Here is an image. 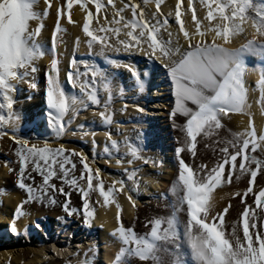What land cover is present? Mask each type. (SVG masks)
I'll return each mask as SVG.
<instances>
[{
    "label": "snow or ice",
    "instance_id": "snow-or-ice-1",
    "mask_svg": "<svg viewBox=\"0 0 264 264\" xmlns=\"http://www.w3.org/2000/svg\"><path fill=\"white\" fill-rule=\"evenodd\" d=\"M75 2L66 0L63 9L56 7L50 47H46L37 37L44 27V19L50 14L51 0H0V113H7L6 116L0 114V137L7 136L10 130L9 138L14 141L18 169L9 167L8 171L14 172L15 186L26 194L21 205L14 210L12 233L18 234L15 219L25 214L22 206L30 203L45 207L60 206L65 215L58 216V222L80 216L82 212V224L91 227L94 213L89 199L98 193L96 203L102 198L105 207L109 203L116 205V227L110 236L119 242L120 248L112 264H126L123 259L126 256L136 257L142 264H264V187L253 191L258 171L264 175V129L257 131L251 113L248 112L250 105L244 80L248 71L245 55L264 59V5H255L252 0H200L207 8L204 18L218 21L214 28L209 29L215 33L211 42L200 38L204 33L200 30V21L195 13L192 16L195 32L190 35L185 30L181 23L180 0H176L175 23L180 25L182 39L179 35L174 37L167 30V18L160 19L158 13L161 0H155L157 12L149 16H145L142 7L128 0L122 8L116 10L114 19L104 21L105 25L111 23L117 27L105 26L99 29L100 32L116 36L123 32L126 39H117L116 45L122 46L125 53L132 55L137 51L143 52L148 61L158 63L170 82L172 103L169 115L173 120L177 116L183 118L179 126L183 137L177 141L182 146L174 149L178 172L170 189L173 199L168 201V212L147 217L144 222L147 231L138 234L134 230L135 217L129 226L121 223V206L117 196L123 190L135 209L136 200L131 194L138 195L140 191L137 179L139 168L126 170L123 174L126 179H113L105 188L101 169L92 167L95 156L89 160L83 151L65 148L63 145L53 147L47 141L43 144L30 143L27 138L17 134L19 115L14 110L13 93L18 90L20 82H29L28 77L38 70L36 60L44 56L46 51L50 56L45 72V98L49 110L47 122L55 130L56 136L65 134L67 126L80 110V105L88 107L87 101L92 105H101L98 99L101 88L108 94V99L103 101V110L97 115L103 125L112 123L109 106L115 87L108 83L111 74L92 64H86L85 71L81 72L82 61L72 59L65 71V79L73 89H79V96L68 95L64 88L65 80L60 78L57 34L65 32L60 19ZM87 3L94 4L97 12L104 7L100 0H81L80 8L85 9ZM108 3L111 4L112 0H108ZM144 3H149V0H144ZM192 7V0H189L188 9L192 10ZM125 9H130V18L123 15ZM90 15H85L82 29L88 38L86 44L89 53L94 44H100L95 55L106 57L105 47L113 48V45L108 43V36H97L90 29ZM32 22L38 23L32 27ZM245 26L251 32L244 37V43L235 48L224 46L230 36L244 34ZM217 37L223 38V44L216 43ZM114 50L120 52L121 47L117 46ZM110 63L128 68L135 80L136 89L139 93L144 92L145 80L149 76L147 71L143 73L142 79L141 73L130 65H121L117 60H111ZM155 67L156 63H153ZM89 72L91 79H88ZM257 84L261 93L257 103L264 106V68L259 69ZM30 86L35 87V83L32 82ZM127 107L125 104L121 111ZM135 110L141 113L145 111L139 104L135 105ZM69 113V118L65 120ZM229 113L247 115V127L243 132L221 137L218 133L224 128L222 119H230ZM9 125L10 129L7 128ZM173 127L175 130V122ZM76 131L82 137L96 135L83 124L77 126L73 135ZM104 135L111 146L104 147L105 153L119 148L122 142L113 140L109 131H105ZM197 137H200V141ZM212 137H216L212 140L216 148L209 162L190 160L189 157L197 155V143L204 142L207 148L206 141ZM92 143L95 146L94 139ZM123 146L127 149V155L132 157L127 161L129 165L139 159H143L145 165L155 163L153 158L142 157L140 148H133L127 143ZM257 149L261 153L260 158L252 154ZM185 150V156L181 157ZM121 159L117 160V164H120ZM245 176L250 177L247 179L246 191L243 195L235 193L240 197L242 210L237 211L236 220L226 225L225 214L230 213L232 206L218 209L210 193L222 184L231 183L233 177L240 181ZM144 183L146 185L147 181ZM74 192L81 201L79 208L73 207L70 202ZM249 194L254 196L256 207L245 202V196ZM154 198H165V194H154ZM32 227L43 231L39 222ZM165 256L170 259L165 260ZM81 264H93V261L85 260Z\"/></svg>",
    "mask_w": 264,
    "mask_h": 264
},
{
    "label": "bare ground",
    "instance_id": "bare-ground-1",
    "mask_svg": "<svg viewBox=\"0 0 264 264\" xmlns=\"http://www.w3.org/2000/svg\"><path fill=\"white\" fill-rule=\"evenodd\" d=\"M123 1L128 2V0ZM51 2L52 7L49 9L50 14L44 19V27L41 30L40 36L37 37L38 41L46 45V47H50L51 32L54 28L55 21V9L57 6L63 9V5L66 3V0H51ZM188 2L189 0H180L181 23L183 27L186 31L189 32L190 35L195 32V22L192 20L193 13H195L197 20L200 21V30L204 33V36L200 38L211 42L213 36H215V33L209 31V29L214 28L218 21L216 19L208 21L204 18L207 13V8L201 4L200 0H192V10L188 9ZM80 3L81 0H76V2L73 3L72 6L66 10V14L62 15L60 19V25L62 28L65 29V32L63 34H57L59 38L57 41V56L60 61L59 67L61 68L60 78L62 80H65V91L68 95H71L72 89L70 85H68L66 82L65 71L67 69L68 64L73 59L72 55L74 54L76 56V58L74 59L82 61V63H80V65L83 67L80 69V71L82 72L85 71L86 64L95 65L102 71L107 72L110 70L109 72H107L111 74L108 83L111 86L115 87V91L113 92L112 98L115 93L121 87H123V90L129 91L132 96L133 94L137 93V98H140L142 100L141 103H143V108L145 109L142 114L135 110V105L133 104L129 105L125 110L121 111V109L124 108L121 102V104H114L115 101L110 103L109 111L112 114V123L110 125H113V127L117 128L119 134H115L114 130H111V128L109 127H104V130H97V128L103 127V123L97 115V111L88 114L86 123L84 115H86L87 113H85L84 115H82L83 113L79 115L76 118V122L77 124L83 123L88 127L91 125V131H94L96 133L95 137H92L91 135L84 136L87 139L89 149L92 150L93 154H105L103 149L106 145L111 148L110 144L107 141V138L104 135L105 131H109L112 134L113 140L122 142L119 146V149L121 153H123L122 156L124 158L123 160L121 159V162L119 164L121 165V170L118 171L117 169L119 168L116 169L115 167V169L112 170V172L121 175L122 178L120 179H124L126 177L123 174L126 170L129 171L132 165L134 164V167L139 168V194L146 198L150 197L153 194L157 196V193L158 196L161 193L165 194V198H155V201L150 200L148 205H142V203L138 201L137 196L139 194H131L136 200L135 209H133L132 205L127 200V197L124 195L123 190L120 194H118L117 202L121 206V223H123L125 226H129L131 225L133 218L135 217L134 230L138 234H143L145 231H147V229H145L144 227L145 219L154 215L167 214L168 201H171L173 199L170 189L175 181V177L178 172V162L174 155V149L177 146H182L181 144L177 143V141L179 139H182L183 137V134L179 131V126L183 123V118L177 116L175 120H173V118L170 117L169 113L172 103V97L170 95L169 79L165 75L164 71L159 67L158 63L155 61V68H153V65H150L151 68L146 69L148 67L147 65L149 64V62L144 59L143 52L137 51L134 53V55L130 56L128 55V53H125L122 50V46L117 45L118 47H121L120 52H116L114 50L115 47L111 49L105 47L106 57L99 56L102 60H122V62H119L121 65H130L132 68L136 69L141 73L142 79H144L143 73L147 71L149 73V76L145 80L143 93H139L136 89L135 80L132 78L128 68L124 66L116 67L113 66L111 63L106 65L107 61H97L95 59L96 56H92L93 54L95 55V53L100 48V46H98L97 44H94L93 48L91 49L92 55L87 57V52L89 53V49L86 44L87 38L82 30L84 17L85 15H88V13H91L88 22L90 29L95 33V35L99 25L104 24V18L103 16L93 14L92 10L90 9L92 8L91 4L87 3L85 5V9H81ZM132 3L140 5L147 12V14L157 12L155 0H149V3L147 4L144 3V0H140L138 2L137 0H132ZM252 3L255 5H264V0H252ZM120 4H118V1L117 3L116 1H114L111 4L108 2L104 3V5H107L106 16L108 17V19L111 20L115 18L116 10L118 8H122ZM175 14L176 0H161L160 11L158 15L162 17L168 16L170 25H167V30L171 31L174 34V37L179 35L182 39V34L179 33L180 25H177L175 23ZM123 15L125 16V18H130V9H125ZM69 18H71V23H69ZM37 23L38 22H32V27H35ZM220 23L222 24V22ZM245 27L246 31L244 34L230 36L229 42L224 46L229 48H235L239 47L242 43H244V37L251 32L250 28H248L247 26ZM161 31H164V29H161ZM110 37L111 35L109 34L108 40L110 39ZM117 39H126V37L124 36L123 32H121L119 36H115L114 40L116 41ZM216 43L223 44V38L217 37ZM113 44H115V42ZM77 53L83 54V56L79 57L76 55ZM107 55H110L111 58L107 59ZM121 57L124 58L122 59ZM49 60L50 56L46 51V54L44 56L36 60L35 66L38 70L34 73V75L28 77L29 82H20L18 85V90L13 93L15 100L14 110L19 115V119L16 122V129L17 134L20 135L22 138L28 139L31 136H39L40 138L44 139L43 142H50V137L53 136L49 134L51 132L53 133V129L50 128L51 126L47 122L49 119L47 112L49 110L47 109V107L45 109L42 103L43 99L44 104L46 106L45 72L47 70ZM244 60L246 61L245 67L246 69H248L244 77L248 94V103L250 105V107L248 108V112L251 113L253 124L259 132L260 129H264V110H262L264 109V106H262L260 103H257V101L260 100L261 97L260 89L258 87L257 82L259 80V69L264 68V59H261L258 56H253L251 54H246ZM252 69H257V71H252ZM88 79H91L90 72ZM32 82L35 83V87L30 86ZM97 87H100L99 82L97 83ZM98 97L101 100V103H103L104 100L108 99V94L104 92L101 88ZM163 106L165 107V110H162ZM102 110L103 108H101L100 111ZM162 112L164 115L163 118H161ZM0 114L5 116L7 115L6 112ZM69 115L70 113L67 117L65 116V120L69 118ZM229 116L231 117L230 119H222V124L224 125V128L219 130L218 133L221 137H226L230 133L243 132L247 127V115H242L240 113H229ZM129 117H133V122L135 123V125H137L139 128L145 127V130L137 132L138 129L135 130L134 126L132 127L130 125L131 123H128L131 127H122L123 123L125 125V122ZM174 122L176 125L175 130L173 127ZM7 128L10 129L11 125L7 126ZM146 135L149 136L148 142H145ZM10 136L11 132L9 130L8 137L1 138L3 145H5L4 149H6L7 145H14V141L9 138ZM48 137L49 139L45 140V138ZM93 139L96 142L95 146H93L92 143ZM214 139H216V137L209 138L206 141L208 144L207 148L204 147V142L197 143V155L196 157H189V159H195L197 160V162L208 163L209 158L213 157L214 149L216 148V145L212 144V140ZM197 140L200 141V137H197ZM124 143L131 145L133 148H140V154L142 157L153 158L155 160V163L153 164L155 165V171L151 170L152 167H148L147 165L146 168L145 166L144 168H142L144 165L143 159L134 160L133 164L129 165L127 161L128 159H132V157L130 155H127V149L123 146ZM71 146L72 145H69L68 148L77 151H82V149L78 148L77 146H74L73 148ZM250 150L251 149L249 148L248 151ZM185 153L186 150L182 151L181 157H184ZM252 154L256 155L258 158H260L261 155L259 149H257V151ZM110 155V157L113 156L112 153H110ZM2 156H4L5 158L2 157L0 159L1 264H65V261L70 258L73 260L71 264H81V262L85 260H92L93 264H112V261L115 259V255L120 248L119 242L115 241L114 238L110 236V233L116 227V205L115 203H109L105 207L102 198H99V203H96L98 193L93 194L92 198L89 199V203L92 207L94 215L92 218L91 227H89L88 232L91 236H88L90 238L89 240H91L92 242L96 240V243L94 245L86 247V251H83L84 248H79V244H77V242H79L80 240V237L81 239L83 238L82 234L81 236H79L80 231L76 233L77 228L75 227L76 229L73 233L70 232L71 228L68 227V224L70 223L69 221H73L74 225L83 227L84 229L86 228L82 224V212L80 216H73L72 218L67 219L64 222H52V220L54 219L57 220L58 216L65 215L60 206L45 207L36 203L23 205L22 211L25 214L15 219V227L17 229L18 234H13L11 231V226L13 224L14 210L18 205H21V201L26 198V194L15 186V175L10 176V178L7 177L9 174H13L8 171L9 167L14 168V166L11 160L8 159V155V157L6 155ZM5 161H10L11 163L5 164ZM114 166H116V164H114ZM12 177L14 178V181L12 180ZM248 178L250 177L245 176L242 177L240 181H236L235 177H233L231 183L222 184L216 189H213L212 193H210V198L215 200L216 207L218 209H222L223 207H227L229 205L232 206L230 209V213L225 214L226 225L230 221L236 220L237 211L242 210V205L240 204V197L235 195V193L239 192L241 195L244 194L247 188ZM101 179L104 182L105 188L108 184L112 182V180L108 177H101ZM145 181H147L146 185L144 183ZM57 183H59V181H57ZM128 183L130 184L131 182ZM260 187H264V175H262L258 171L257 178H255L253 182V191H258ZM70 202L73 207L79 208L81 206V201L78 195L75 194V192L71 195ZM245 202L248 203L251 207H256V205L254 204V196H252L251 194L245 196ZM138 205H140L141 207H139ZM45 215L49 219H51L50 224L48 222L45 223V227L40 226L43 231L35 230L32 226L37 222L36 218ZM56 222H58V224H56ZM5 230L8 231L5 232ZM9 233L13 234L12 239L9 238ZM55 239H58L59 241ZM59 243L62 244V248H58L60 245ZM52 248L55 249L54 251L58 255H56L57 259L50 261L51 259L48 258L50 259L48 260L46 254L47 252L48 254L49 252H52ZM14 249L17 250L14 251ZM80 249L82 252H79ZM186 250L187 249L185 246V251ZM123 259H125L126 264H142V262L136 257L126 256ZM164 259L168 260L170 259V257L165 256Z\"/></svg>",
    "mask_w": 264,
    "mask_h": 264
},
{
    "label": "rangeland",
    "instance_id": "rangeland-1",
    "mask_svg": "<svg viewBox=\"0 0 264 264\" xmlns=\"http://www.w3.org/2000/svg\"><path fill=\"white\" fill-rule=\"evenodd\" d=\"M106 1V2H105ZM114 1H116V3H117V1H118V4H120L121 5V7H123V5H124V3L123 2H125V1H123V0H112V2H114ZM138 1H140V0H137V2ZM108 2V0H100V3H102L103 5H104V3H107ZM125 3H127V2H125ZM89 4H91V3H89ZM92 5V8H90L91 10H92V12H93V14H95V15H100V16H103V18H104V21H106V20H109V21H111L110 19H108V17L106 16L107 15V5H104V7L99 11V12H97V10L95 9V6H94V4H91ZM140 6V5H139ZM141 7V6H140ZM144 13H145V16H149L150 14H147V12L144 10ZM160 17V19L161 20H163V19H165V18H167V20L169 21V18H168V16L167 17H162V16H159ZM107 18V19H106ZM110 24V25H109ZM109 24H107V25H105V24H102V25H99V27L97 28V30H96V35L97 36H100V37H104V36H109V34H106L105 32H100L99 31V29L100 28H102V27H105V26H107V27H114L115 25H113V24H111V23H109ZM168 25H170L169 23H168ZM115 27H117V25L115 26ZM95 34V33H94ZM111 35V37H110V39L108 40V43L109 44H112L113 45V48L114 47H116L117 45H115L116 44V41L114 40V38H115V34H110ZM87 38V37H86ZM113 38V39H112ZM88 39V38H87ZM115 42V44H113L114 42ZM112 42V43H111ZM98 46H100L101 47V45L100 44H97ZM107 48V47H106ZM111 49V48H110ZM150 50V49H149ZM77 56H79V57H82L83 56V54H76ZM90 55H92V54H89L88 52H87V57H89ZM129 55V54H128ZM132 55H134V54H132ZM132 55H130V56H132ZM92 56H96V55H92ZM72 57H73V59L74 58H76V56L73 54L72 55ZM143 57H144V59H146V61H148L147 60V58L143 55ZM111 58V56L110 55H107V59H110ZM122 59L124 58V57H121ZM95 59L97 60V61H100V60H102V59H100V57L99 56H96L95 57ZM105 61H107V63H106V65L107 64H109L110 63V61L109 60H106V59H104ZM104 60H102V61H104ZM114 60H117V59H114ZM118 62H122V60H120V61H118ZM149 62V64L147 65L148 67L146 68V69H148V68H151V66L150 65H153V63H155L154 61H148ZM104 65V64H103ZM47 66V65H46ZM81 68H83L81 65H80V69ZM145 69V70H146ZM110 71V70H109ZM109 71H107V72H109ZM82 72V71H81ZM112 77H113V75H112ZM83 81V80H82ZM71 87V86H70ZM71 89H72V93H71V95H77V96H79L80 95V93H79V89L77 88V89H73L72 87H71ZM119 91H122V92H119ZM133 91V90H132ZM121 93H123V94H121ZM135 95V96H134ZM128 96V97H127ZM138 96H137V93H135V94H133V96H132V94H130L129 93V91H125V90H123V87H121L116 93H115V95L113 96V98L111 99V102L110 103H112V102H114V104H123V106L125 105V104H127L128 106L129 105H136V104H140V106L141 107H143V103H141V99L140 98H137ZM98 99H99V97H98ZM115 99V100H114ZM138 99V100H137ZM130 100V101H129ZM133 100V101H132ZM121 102V103H120ZM138 102H140V103H138ZM42 103H43V106L45 107V109H46V106H45V104H44V100L42 99ZM87 104H88V107H83L82 105H80L79 106V108H80V110L77 112V114H76V116H75V119H73L72 120V122H71V124H69V125H71V126H67V130L65 131V134L63 135V136H60V137H57L56 136V134H55V130L52 128V127H50V128H52L53 129V133L51 132V133H49L50 135H53V136H51L50 137V139H51V141L50 142H48L49 143V145L50 146H53V147H56V146H60V145H63L65 148H68L69 147V145H72L71 147L73 148L74 146H77L78 148H81L82 149V151L89 157V160H92V158H93V156H95V159L94 160H92V167H93V169H95V167H99L100 169H101V177H108L109 179H111V180H113V179H120V178H122L121 177V175H119L118 173H115V172H112V170H114L115 168L117 169V168H119V169H117L118 171H120L121 170V165H119V164H117V161L116 160H118V159H121V157H123L122 156V154L123 153H121V151H120V149L118 148V149H113L112 151H110V153H112L113 154V156L112 157H110L111 155H110V153H105V154H96V153H92V150L91 149H89V146H88V141H87V139L85 138V137H82L81 135H80V133H79V131H76V134L75 135H73V131H75L76 129H77V126L79 125V124H83V123H78L77 124V122H76V118L79 116V115H81L82 113V115H84L85 113H87L86 115H84V118H85V123H86V121H87V118H88V114L89 113H92V112H99L100 110H101V108H103L101 105L103 104V103H101V105H92L91 104V102L90 101H87ZM100 109V110H99ZM165 110V109H164ZM143 113V112H142ZM141 112H140V114H142ZM68 116V114H66V117ZM164 116V115H163ZM65 117V118H66ZM83 117V116H82ZM64 118V119H65ZM130 119V120H129ZM75 120V121H74ZM127 122V123H126ZM126 122H125V125H124V123H123V126L122 127H127V126H129V127H133L134 126V128H135V130H137L138 129V131L137 132H139V131H141V130H145V127H141V128H139L137 125H135V123L133 122V117H129L127 120H126ZM128 123H131L130 125L128 124ZM159 123H160V120H159ZM83 125H85V124H83ZM86 126L87 125H85V128H86ZM137 126V127H136ZM107 128V127H109V128H111V130L113 129L114 130V133L115 134H119L118 133V129L117 128H115V127H113V125H108V126H105V125H103V127H101V128H97V130H104L105 128ZM70 128V129H69ZM128 128V127H127ZM86 129H88V130H91L92 129V126L90 125L89 127L87 126V128ZM162 131V130H161ZM8 134H9V132H8ZM150 135V134H149ZM147 137H146V141L145 142H148V139H149V137H148V135H146ZM4 137H8V135L7 136H4ZM1 138H3V137H0V141H1ZM49 139V137L48 138H45V140H48ZM28 140L30 141V143H36V142H38L39 144H43L44 142V139L43 138H40L39 136H31V137H29L28 138ZM13 141V140H12ZM81 141V142H80ZM79 143H81V144H79ZM84 143V144H83ZM87 143V144H86ZM81 145V146H80ZM4 146L5 145H3V142L1 141L0 142V159L3 157V158H5L4 156H2V155H8L9 156V160H11V162L13 163V166H14V168L13 169H18V164H17V162H16V157H15V155H14V145H7V147H6V149H4ZM85 147H86V149H85ZM6 150V151H5ZM74 150V149H73ZM117 151H118V153H120V154H118L117 153ZM5 153H8V154H5ZM11 155V156H10ZM108 155V156H107ZM115 155V156H114ZM7 156V157H8ZM116 157V158H115ZM119 157V158H118ZM108 158V159H107ZM118 158V159H117ZM102 159V160H101ZM124 159V158H123ZM122 159V160H123ZM109 161V162H108ZM116 161V162H115ZM114 162V163H113ZM104 164V165H103ZM108 164V165H107ZM114 164H116V166H114ZM125 165V164H124ZM144 166H145V168H146V165L144 164L143 165V167L142 168H144ZM147 166L148 167H152L151 168V170H153V171H155V165H153V163H149V164H147ZM113 167V168H112ZM115 167V168H114ZM141 167V166H140ZM134 169H136V167H134V164L132 165V167H131V169L129 170V171H132V170H134ZM102 173H103V175H102ZM113 173H115V174H113ZM113 174V175H112ZM12 175H15L14 174V172H13V174H9L7 177L8 178H10V176H12ZM112 175V176H111ZM139 174H138V172H137V179L139 180L140 178H139V176H138ZM111 176V177H110ZM119 178H118V177ZM113 177V178H112ZM124 179H126V177L124 178ZM12 180L14 181V178L12 177ZM157 196H158V193H157ZM140 197V198H139ZM137 198H138V201L139 202H141L142 203V205H148L149 204V201L151 200V201H155L154 199V194L153 195H151L150 197H148V198H146V197H143L141 194H139L138 196H137ZM142 198V199H141ZM141 200V201H140ZM144 202H145V204H144ZM139 207H141L140 205H138ZM44 217H46V219H42V218H44ZM37 219V222H39V224H40V226H42V227H45V223H48L49 222V224H50V222H51V219H49L46 215L45 216H39V217H37L36 218ZM55 221H57L56 219H54V220H52V222H55ZM70 223L68 224L69 225V227H71V231L70 232H73L74 233V231H75V229L76 228H74L75 227V225L73 224H71V221H69ZM56 224H58V222H56ZM53 226V225H52ZM86 228L84 229L83 227L81 228V227H79V226H77V228H81V230H80V235L79 236H81V234H82V236H83V238L81 239V237H80V240H79V242H77V244H79V248H81V249H83V251H86V247H89V246H91V245H94L95 243H96V240H94L93 242L91 241V240H89L90 238H89V236L88 235H90V233H88L89 232V227H87V226H85ZM46 230H47V228H46ZM49 230H50V226H49ZM48 230V231H49ZM8 230H5V232H7ZM82 232V233H81ZM8 235V234H7ZM12 236H13V234H10L9 233V238H11L12 239ZM91 236V235H90ZM8 237V236H7ZM55 240H57V241H59L58 239H55ZM60 244V243H59ZM21 246V245H20ZM48 248V247H47ZM58 248H62V244H60L59 245V247ZM17 249H18V246H17ZM17 249H14V251H16ZM81 249L79 250V252H82L81 251ZM49 250V249H48ZM55 249H53L52 248V252H49V254H48V252H47V259L48 258H50V259H48V260H50V261H53V260H55V259H57L56 257V255H58L55 251H54ZM78 252V253H79ZM77 253V254H78ZM54 254V255H53ZM81 254V253H80ZM84 254V253H83ZM54 258V259H53ZM71 259V258H70ZM67 259V261H65V264H71L72 262H73V260L71 259ZM0 264H1V262H0Z\"/></svg>",
    "mask_w": 264,
    "mask_h": 264
}]
</instances>
